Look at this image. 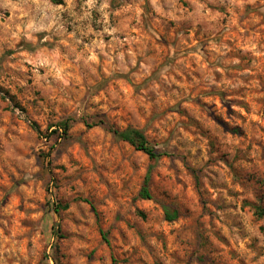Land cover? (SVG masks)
<instances>
[{
	"label": "clouds",
	"instance_id": "obj_1",
	"mask_svg": "<svg viewBox=\"0 0 264 264\" xmlns=\"http://www.w3.org/2000/svg\"><path fill=\"white\" fill-rule=\"evenodd\" d=\"M217 99L248 108L243 127L225 125L233 136L204 116ZM262 129L264 0H0V185L22 202L29 226L17 224L14 208L0 211V264H85L88 248L76 237H94L98 227L109 232L116 264H184L193 231L212 241L220 264H264V220L239 207L261 204L254 193L264 182ZM126 135L141 141L132 151ZM149 173L160 207L145 224L137 189ZM54 179L45 195L41 186ZM77 196L106 211L97 224L88 204L68 208L62 216L91 233L65 222L70 238L60 239L56 213L41 201ZM161 207L193 223L172 221L169 234ZM122 223L133 228L123 241ZM213 233L227 245L222 251ZM88 243L104 249L103 241ZM101 264H112L107 253Z\"/></svg>",
	"mask_w": 264,
	"mask_h": 264
},
{
	"label": "rangeland",
	"instance_id": "obj_2",
	"mask_svg": "<svg viewBox=\"0 0 264 264\" xmlns=\"http://www.w3.org/2000/svg\"><path fill=\"white\" fill-rule=\"evenodd\" d=\"M260 98H262V97H258L257 99H254L252 101V103L259 105ZM206 102L211 103V101H206ZM214 106L216 108V111L215 112H212V111L205 112L204 116L208 121H210V124L212 127L219 129L222 132H226V134L228 136H233V132H228L227 129L225 128V125H229V126L238 130L240 127L244 126L245 120H246L247 116L249 115L247 107H242L241 105L228 106V105H225L219 99H217L214 102ZM193 107H199V106L193 105ZM240 108H242V111H239V115H236L238 112V109H240ZM220 109H223V111H220ZM177 115H179V114H177ZM240 116L245 117V120H241ZM234 117L238 121V123H233ZM256 119H258V117H256ZM85 127H87V126H85ZM58 131H61V130L56 128L55 126L51 127V133L52 134H55ZM98 131H100L101 134H103L102 130H98ZM261 131H264V129H262ZM246 134L250 135V132H248ZM61 135H63V132H61ZM237 135H238V131H237ZM205 141H206V143H209L207 141V137H205ZM123 143H124V147L126 149H128L129 151H132L135 149V147L133 145H131L130 143H128L126 141H123ZM212 146L214 147V145H212ZM114 150L117 153H119V147L118 146H115ZM261 151L264 152V149H262ZM140 154L146 156V154L143 152H140ZM41 158H43L46 162L49 160V157L47 155L42 154ZM38 159H40V158H34L33 162L37 163ZM222 163H224L225 166L228 167L226 161L222 160ZM37 167H39L38 163H37ZM66 170H67L66 168H59V167L56 169L57 172L66 171ZM130 170H134V169H130ZM229 170L231 171V168H229ZM97 179H99V178H97ZM8 180H9V183H13V184L16 183L12 179V177H8ZM112 182H113L112 180H109V183H112ZM150 182H151V173H150ZM81 183H83V181H81ZM143 183L144 182H142L141 186H139L137 189L138 195H139V192L142 188ZM16 187H19V185L16 184ZM53 187H57V182L55 181V179L52 181L51 185L48 188H44L43 186H41V190H42V192H44L45 195H47L51 192V189ZM102 187L104 189H107V184L102 185ZM179 187L181 189H183V185H180ZM210 188H211V186H210ZM211 190L214 191L215 189H211ZM150 192H151V190H150ZM188 192H189V199H192L194 197L195 198V204L201 205V201H200V195L201 194L199 192H197L196 189L191 184H189V186H188ZM254 195L256 196L257 200L261 201L260 205H256L254 202H250V201L245 200V201H241L239 207H240L241 211H244V209H247V208L254 209V211L252 212L253 221L259 222V220H264V217H259L256 214V207L261 206L262 208H264V200L261 199L262 197H264V182L260 183V189L258 192H255ZM78 203L88 204L89 205V213L93 217L94 222L99 224L97 217H99L102 212L106 211V209L103 207H101V208L92 207L91 203L89 201L83 199L82 197L77 196L76 198H70L67 201H65L64 198L54 199L53 201H46V200L41 201V204H46L47 207L55 213H56L57 208H59L58 209L59 212L56 213L57 222H58V224L56 225V228H57L56 235L59 236L60 239L67 240L70 238L68 235L65 234V229L63 227L65 222L70 224L72 229H74V230L75 229H84V230L88 231L89 233H91V229L88 228L86 223L78 224L74 218L68 219L67 217L62 216V213L67 212L68 208L74 207ZM4 207L14 208L15 212H17L20 215V219L17 220V224L20 225L21 227L26 228V229L29 227L27 224L24 223V220L27 218V214L23 212L22 202L19 199L12 198L11 193L6 191L3 187V185H0V211H2ZM152 207H160V206L152 198L151 199H142V203L140 204V210L138 211V215H139L140 219L144 220L145 224L148 223V219H149L148 213H149L150 208H152ZM206 207H207L206 205H201L199 207V211L201 213H204L206 210ZM168 209L173 210L172 208H168ZM193 210L194 209H192V208L187 209L188 213H191ZM41 211L42 212L44 211L43 208L41 209ZM77 211H79V209H77ZM33 215H35V213H33ZM161 215L164 216L163 231L171 234V229L169 228V224L172 221H168L165 218V208L164 207H161ZM108 220L109 221L115 220L117 222H120L121 218L119 215H117L115 217H112L109 215ZM173 221H178L177 226H179V227H183L185 224L191 225L193 223L190 216H181L180 212H179V216L177 217V219H175ZM121 227L123 229H126L127 231L124 234H121V232H117L116 235L121 241H123L124 235H130L133 232V228L130 227L127 223H122ZM259 231L264 232V224H260ZM136 232H137V235L140 234L139 230H136ZM191 235L193 237L192 244L186 250H184L182 252L181 258L184 261V264H220V257L217 255L216 248L213 247L212 241L207 236H205L203 232L193 231V233ZM212 235L216 241V246L220 247L221 251L223 250V248L227 247L225 242L223 240H221L219 236H216L215 233H213ZM93 238H95L96 240H100V241L104 242L103 251L98 250L97 247H89L88 242H89V240H91ZM76 239L79 240L84 245L85 248H88L87 254L82 257L85 264H87L88 260L92 257H100V259H98L96 261V264H101L102 258L105 255V253H107L109 256V259L112 260V264H114V263L116 264L115 260H113V258H112L111 248L109 247V232L98 227L97 230L95 231L94 237L90 234L87 239H83L82 237H79V236H77ZM149 255H151V253H149ZM228 255L229 256L232 255L231 251L228 253ZM141 259H143V258L141 257ZM53 264H55V261H53ZM122 264H128V261L125 260L122 262ZM152 264H157L155 259H153Z\"/></svg>",
	"mask_w": 264,
	"mask_h": 264
},
{
	"label": "trees",
	"instance_id": "obj_3",
	"mask_svg": "<svg viewBox=\"0 0 264 264\" xmlns=\"http://www.w3.org/2000/svg\"><path fill=\"white\" fill-rule=\"evenodd\" d=\"M64 134V133H63ZM129 135H131V133H129ZM121 140L123 141H126L128 143H130L131 145H133L134 147H136L137 144H139L141 141L139 140H136L135 137L133 136L132 139H129L128 138V135L126 136H122L120 138ZM144 153V152H143ZM146 154V153H145ZM155 159L157 161H159L160 157H155ZM150 183V173L148 174L147 176V179L144 181L143 185H142V188L139 192V196L142 198V199H151L152 198V195H151V192H150V188L148 187V184ZM59 208H57L56 210V213L59 212L58 210ZM256 214L259 216V217H264V208H262L261 206H258L256 207ZM179 216V212L176 211V210H169L168 208H165V218L168 220V221H173L175 219H177V217ZM115 264V263H114Z\"/></svg>",
	"mask_w": 264,
	"mask_h": 264
}]
</instances>
